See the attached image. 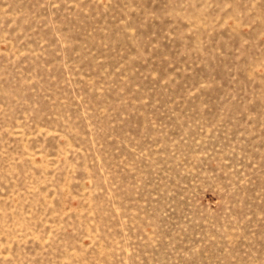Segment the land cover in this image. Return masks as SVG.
Here are the masks:
<instances>
[{"label":"rangeland","instance_id":"rangeland-1","mask_svg":"<svg viewBox=\"0 0 264 264\" xmlns=\"http://www.w3.org/2000/svg\"><path fill=\"white\" fill-rule=\"evenodd\" d=\"M0 264H264V0H0Z\"/></svg>","mask_w":264,"mask_h":264}]
</instances>
